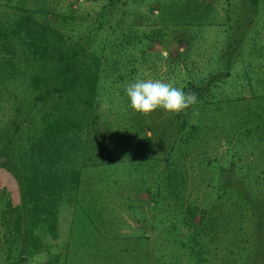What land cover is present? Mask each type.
<instances>
[{"label":"trees","instance_id":"16d2710c","mask_svg":"<svg viewBox=\"0 0 264 264\" xmlns=\"http://www.w3.org/2000/svg\"><path fill=\"white\" fill-rule=\"evenodd\" d=\"M57 1L44 0L38 9L18 1L0 10V167L10 172L18 190L12 239L55 238L58 205L72 202L80 169L133 160L130 163L145 173L136 179L141 180L138 188L147 193L142 200H153L152 208L176 214L166 225L176 235L173 240H202L203 236L206 240H264V185L259 183L264 180V168L256 171L234 146L227 150L234 156L227 165L218 159L222 154L208 153L217 147L219 140H212L219 135L229 140V134L249 135L253 128L261 131L253 130L255 134H264V90L230 96L220 88L227 70L208 69L201 75L190 69L181 88L196 92L198 102L179 114L157 119L160 124L168 117L169 126L175 127L165 146L157 143L163 137L158 134L147 145L118 133L106 137L100 123L107 114L98 109L104 82L121 80V69L132 71L134 61L143 63L147 54L157 53L150 44L164 33L156 34V29L145 33L135 21L142 17L153 21L145 14L152 4L140 9L146 0H122L117 8L116 0H107L92 20L77 18L75 8ZM190 7L188 17L194 18L197 6ZM132 8L140 11L131 16ZM175 38L183 43L175 57L182 56L190 39L184 34ZM263 84L257 79L258 88L263 89ZM249 121L254 125L250 131ZM150 123L157 126L151 119ZM204 168L215 173L219 183L203 185V203L195 196L186 199L199 185ZM9 200L5 204L10 206ZM14 242L15 249L0 247V256L4 254L0 264H24L46 243ZM173 242L181 253L173 256L172 263L184 255L191 264H205L209 253L220 252L217 264H226L237 254L240 264H264V241Z\"/></svg>","mask_w":264,"mask_h":264},{"label":"rangeland","instance_id":"374dc122","mask_svg":"<svg viewBox=\"0 0 264 264\" xmlns=\"http://www.w3.org/2000/svg\"><path fill=\"white\" fill-rule=\"evenodd\" d=\"M18 1L36 9L38 4L44 3V0H0V10ZM121 1L116 0L114 6L119 7ZM57 2L63 7L70 4L75 8L74 14L77 18L85 16L92 20L100 14L99 9L107 0ZM203 2L146 0L141 5L140 9L146 10L147 5L152 4L151 11L145 14L153 21L146 17L137 18L135 21L139 28L145 33L156 29V34H164L157 35L150 44L157 53L147 54L148 58L143 63L134 61L135 67L132 71L121 69L124 72L121 80L110 83L108 78L106 83L104 82V91L98 97V109L107 114L100 123L106 137L118 133L128 140L147 145L150 138L154 141V134H158L163 137L157 143L165 146L169 136L171 139V135L175 133V127L172 129L169 126L168 117L163 123L157 122V119H164V116L171 113L157 109L149 115H144L131 108L125 88L137 78L173 82L174 86L181 88L186 83L190 69L201 75L208 72V69L215 72L223 70V73L227 70L225 82L220 87L221 93L230 96H251L264 90V87L262 89L256 86L257 79L264 82V0H205L206 7ZM128 3L127 1L126 4ZM132 5L137 7V2H132ZM194 5L197 6L194 10L197 16L189 18L187 12L193 11L190 6ZM131 10V16L134 11H140L134 8ZM154 16L168 22L159 23ZM195 21L197 23H193ZM81 32H84L83 28ZM179 34L189 37L190 46L182 56L175 57L176 52L183 47V43L178 44L175 38ZM216 57L218 60L214 59ZM183 60L186 66L182 64ZM258 100L259 104L261 98ZM150 119L155 121L157 126L150 123ZM252 123L249 121L247 124L249 131L254 126ZM253 130L261 132L253 128L249 135L229 134V140L225 134L219 135L217 140H212L214 143L219 140L217 147L208 153L222 154L218 159L223 165H227L228 161L234 158L227 150L234 146L241 154L242 160H249L256 171L264 168V134H255ZM207 142L212 143L211 140ZM132 161L82 167L80 183L72 202H62L58 205L57 236H44L43 240H173L176 235L171 234L166 225L176 214L171 211L169 214L161 212L159 207L152 208L153 200H142L147 197V193L138 188L141 180L136 179L139 180V175L145 173L135 168V165L130 163ZM201 173L202 177L198 179L200 183L195 186V191L188 192V195L186 193V199L195 196L199 203H203V185L219 183V179L209 168H204ZM259 183L264 185V180ZM6 200L10 201V206L5 204ZM17 202V183L8 170L0 167V208L5 210L0 211V240H14L11 235L15 234L13 217L14 205ZM169 207L172 210L177 209L172 205ZM194 219L196 220V217ZM175 232H178V229ZM202 240H206V237L203 236ZM44 242L46 243H43L40 252L30 256L24 264H191L184 255L178 263L171 262L173 256L181 253L173 241ZM202 242L207 244V241ZM217 244L208 246L215 247ZM0 247L7 251L15 249L16 244L14 241H0ZM3 255L1 254L0 259ZM217 255H220V252H216L215 256L209 253L205 264L219 263ZM237 256L231 257V261L226 264H240Z\"/></svg>","mask_w":264,"mask_h":264},{"label":"clouds","instance_id":"9594fccd","mask_svg":"<svg viewBox=\"0 0 264 264\" xmlns=\"http://www.w3.org/2000/svg\"><path fill=\"white\" fill-rule=\"evenodd\" d=\"M131 108L141 114L149 115L157 109L171 114H179L198 102V94L185 92L174 86L173 82L140 79L129 82L125 88Z\"/></svg>","mask_w":264,"mask_h":264}]
</instances>
